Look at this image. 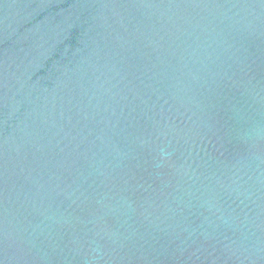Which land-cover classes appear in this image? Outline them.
<instances>
[{
    "label": "water",
    "instance_id": "1",
    "mask_svg": "<svg viewBox=\"0 0 264 264\" xmlns=\"http://www.w3.org/2000/svg\"><path fill=\"white\" fill-rule=\"evenodd\" d=\"M0 264H264V0H0Z\"/></svg>",
    "mask_w": 264,
    "mask_h": 264
}]
</instances>
